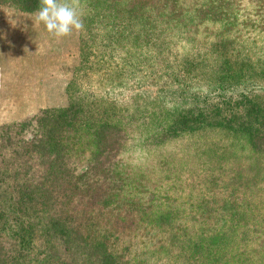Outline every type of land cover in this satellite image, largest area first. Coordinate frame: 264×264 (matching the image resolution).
<instances>
[{"label":"rangeland","instance_id":"obj_1","mask_svg":"<svg viewBox=\"0 0 264 264\" xmlns=\"http://www.w3.org/2000/svg\"><path fill=\"white\" fill-rule=\"evenodd\" d=\"M12 1L0 0V127L29 138L46 117L42 151L60 140L46 160L68 168L35 202L133 264H264V151L234 129L178 125L222 101L220 86L264 99V0H78L85 30L63 39L37 21L41 4ZM99 121L112 125L102 149Z\"/></svg>","mask_w":264,"mask_h":264},{"label":"trees","instance_id":"obj_2","mask_svg":"<svg viewBox=\"0 0 264 264\" xmlns=\"http://www.w3.org/2000/svg\"><path fill=\"white\" fill-rule=\"evenodd\" d=\"M12 2L29 10L40 6V0ZM132 13L126 15L127 20L140 18L136 7ZM145 20L148 19L145 17L141 24L144 25V32L148 36L151 32ZM223 74L231 77L232 72L224 71ZM241 84L238 85L242 90L227 92L228 97L224 96L225 86H220L218 98L223 100L211 106L207 105V114H203L200 110L204 107H200L181 116L178 120L179 128H192L198 124L223 126L245 133L252 149L264 151V99L260 97L259 100L258 95L253 97L255 88ZM63 112L64 110L49 112L47 119L55 125L64 115ZM45 120L46 117L40 116L35 120L34 130L38 135L31 133L29 138L22 133L26 128L22 124L16 126L18 132H15V135L11 132L13 124L0 127V264H133L112 254L107 246L88 240L79 234V231L72 229L68 221L56 216L59 211L57 207L49 209L47 201L35 202L33 196L36 194L41 198L51 195L54 185L50 187L48 181L58 175L60 179L68 169L64 163L57 164L56 167L54 162L46 160L52 152L57 155L61 149L57 148L60 141L58 140L55 149L42 151L41 146L53 141L48 138L51 133L48 126H39L40 123H47ZM111 126L105 121H99L93 134L94 142L99 145L97 149H102L103 142L106 141L104 129ZM40 128L43 129L42 133ZM31 153L39 159L38 170L35 171L31 167L32 164L24 158ZM20 160L21 163L18 164ZM13 167L14 172L9 175L8 171ZM9 177L11 180H8Z\"/></svg>","mask_w":264,"mask_h":264},{"label":"clouds","instance_id":"obj_3","mask_svg":"<svg viewBox=\"0 0 264 264\" xmlns=\"http://www.w3.org/2000/svg\"><path fill=\"white\" fill-rule=\"evenodd\" d=\"M40 4L36 19L53 37L63 39L70 37L74 31L85 30L78 0H40Z\"/></svg>","mask_w":264,"mask_h":264}]
</instances>
